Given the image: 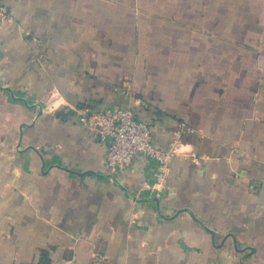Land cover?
I'll return each mask as SVG.
<instances>
[{"label": "crops", "instance_id": "crops-1", "mask_svg": "<svg viewBox=\"0 0 264 264\" xmlns=\"http://www.w3.org/2000/svg\"><path fill=\"white\" fill-rule=\"evenodd\" d=\"M0 4V264H264V0ZM80 106L177 144L165 183Z\"/></svg>", "mask_w": 264, "mask_h": 264}, {"label": "built area", "instance_id": "built-area-1", "mask_svg": "<svg viewBox=\"0 0 264 264\" xmlns=\"http://www.w3.org/2000/svg\"><path fill=\"white\" fill-rule=\"evenodd\" d=\"M0 16L6 21L11 20L7 5L0 4ZM73 110L82 124L98 129L99 139L108 144L106 162L110 173L114 174L127 168L141 155L153 177V183L147 188L154 191L158 185L165 183L171 162L180 155L178 146L175 144L168 150L156 148L150 123L138 119L131 107L104 111L80 106ZM75 262V257L71 256L51 264ZM92 264H107V259L104 255L95 253Z\"/></svg>", "mask_w": 264, "mask_h": 264}]
</instances>
